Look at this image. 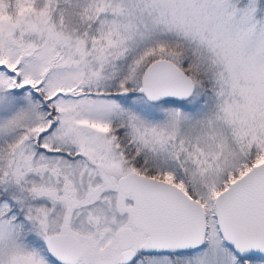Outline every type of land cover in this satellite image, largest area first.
<instances>
[{
  "label": "snow or ice",
  "instance_id": "6c2138e0",
  "mask_svg": "<svg viewBox=\"0 0 264 264\" xmlns=\"http://www.w3.org/2000/svg\"><path fill=\"white\" fill-rule=\"evenodd\" d=\"M0 264H264V0H0Z\"/></svg>",
  "mask_w": 264,
  "mask_h": 264
}]
</instances>
